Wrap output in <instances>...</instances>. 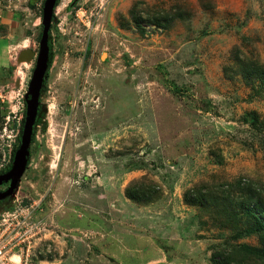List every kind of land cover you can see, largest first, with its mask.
Masks as SVG:
<instances>
[{"label": "rangeland", "instance_id": "1", "mask_svg": "<svg viewBox=\"0 0 264 264\" xmlns=\"http://www.w3.org/2000/svg\"><path fill=\"white\" fill-rule=\"evenodd\" d=\"M44 3L0 0V169L20 145ZM165 12L167 26L148 20ZM53 16L46 112L9 204L42 203L34 263L211 264L226 243L260 246L233 239L229 212L239 179L264 195V86L235 72L238 55L264 64V0H59ZM134 185L151 199L127 197ZM198 189L207 207L187 200Z\"/></svg>", "mask_w": 264, "mask_h": 264}, {"label": "trees", "instance_id": "2", "mask_svg": "<svg viewBox=\"0 0 264 264\" xmlns=\"http://www.w3.org/2000/svg\"><path fill=\"white\" fill-rule=\"evenodd\" d=\"M59 3L57 1L56 7ZM54 10V11H55ZM133 12V19L135 22L140 23L142 21V14L139 10L133 8L131 10ZM55 18V17H54ZM174 18H176V14L171 12H165L161 15L153 16L148 19L151 24H156L160 26H167L169 22H171ZM51 36V31H50ZM51 47V56L49 61V67L51 66L53 59V48L52 42L50 40ZM236 68L235 72L240 73L244 78V81L247 84L255 85L256 83H261L264 86V64L259 63V61L251 59V58H241L238 55V59L236 58ZM234 69V68H233ZM2 71V69H1ZM49 72V69H48ZM47 72V75H48ZM1 81L4 82L2 74L0 76ZM46 84V80L44 81V87ZM6 112V111H4ZM46 108L44 104L39 105L38 114L36 123L34 126V132L32 136V141L35 139L36 128L37 125L43 122V118L45 116ZM26 113V111H25ZM249 118L256 121V115L250 114ZM25 120L23 119L22 127L20 129V134L18 136L19 140L21 138L23 132ZM12 155L11 162L4 168L0 169V172H4L10 169L14 154ZM30 162V159H29ZM228 185V184H227ZM236 187L241 194V197L238 201V209H234L232 212H229L230 216L236 220L235 217H239L241 220V225H237V231L233 235V239H239L244 236H257L260 240V246H254L248 243H226L225 247L222 249H216L211 257V264H245L247 260L254 261L253 264H264V195L262 190L257 185L249 184L245 180L239 179L236 183L231 184ZM127 197L133 200L139 201H149L152 196V191L146 186H132L126 189ZM214 196L206 192H202L200 189L197 192H193L187 195V200L192 203H196L199 206L207 207L210 203L209 198Z\"/></svg>", "mask_w": 264, "mask_h": 264}, {"label": "water", "instance_id": "3", "mask_svg": "<svg viewBox=\"0 0 264 264\" xmlns=\"http://www.w3.org/2000/svg\"><path fill=\"white\" fill-rule=\"evenodd\" d=\"M58 0H45L43 8V28L40 40V49L37 57V64L30 81L29 90L25 94L26 99V117L23 126V132L20 138L19 148L14 154V159L9 171L0 175V185L4 182H10L9 187L0 192V198L11 195L14 196L16 189L28 168L30 159V146L34 126L37 119L38 108L41 102V93L44 81L47 78L49 61L51 56L50 30L52 22L55 21L54 10ZM33 49H24L20 53V60H30L34 57Z\"/></svg>", "mask_w": 264, "mask_h": 264}, {"label": "built area", "instance_id": "4", "mask_svg": "<svg viewBox=\"0 0 264 264\" xmlns=\"http://www.w3.org/2000/svg\"><path fill=\"white\" fill-rule=\"evenodd\" d=\"M41 205L0 213V264H35V242L49 233L45 218L37 215Z\"/></svg>", "mask_w": 264, "mask_h": 264}, {"label": "flooded vegetation", "instance_id": "5", "mask_svg": "<svg viewBox=\"0 0 264 264\" xmlns=\"http://www.w3.org/2000/svg\"><path fill=\"white\" fill-rule=\"evenodd\" d=\"M40 103L43 104V101L41 100ZM7 171H9V169L6 170V171H4V172H0V175L5 174ZM9 185H10V182L9 181L8 182H4L3 184H1V186H3V187L0 188V192L5 191L9 187ZM14 197H15V195H14ZM14 197L11 196V195H8V196H5L3 198H0V206H3L4 205L3 207L0 208V213H4V212H7V211H10V210H12L14 208V205L17 204L16 203L17 202L16 199L13 201V206H11V205H10L11 207L9 206L10 201L13 200Z\"/></svg>", "mask_w": 264, "mask_h": 264}, {"label": "crops", "instance_id": "6", "mask_svg": "<svg viewBox=\"0 0 264 264\" xmlns=\"http://www.w3.org/2000/svg\"><path fill=\"white\" fill-rule=\"evenodd\" d=\"M3 50H2V47H1V49H0V68L2 66L4 67L3 61H4V55H5V53L3 52Z\"/></svg>", "mask_w": 264, "mask_h": 264}]
</instances>
